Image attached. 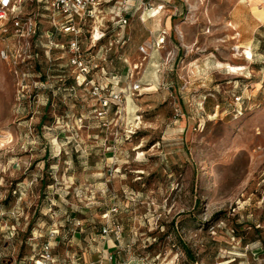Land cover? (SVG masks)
<instances>
[{"label":"rangeland","instance_id":"obj_1","mask_svg":"<svg viewBox=\"0 0 264 264\" xmlns=\"http://www.w3.org/2000/svg\"><path fill=\"white\" fill-rule=\"evenodd\" d=\"M187 1L149 58L153 23L132 18L83 85L72 35L26 3L54 35L30 66L0 52V264H35L48 241L51 264H264V56L230 73L235 0Z\"/></svg>","mask_w":264,"mask_h":264},{"label":"built area","instance_id":"obj_2","mask_svg":"<svg viewBox=\"0 0 264 264\" xmlns=\"http://www.w3.org/2000/svg\"><path fill=\"white\" fill-rule=\"evenodd\" d=\"M157 0H8L4 3L0 0V39L3 47L1 49V57L3 60L16 61L18 55L24 57L22 62L28 66L31 57L39 56L37 47L39 45L37 39L38 20L36 14L25 12L27 2L43 3L48 10L49 20L52 27L56 31H64L72 35L67 42V51L71 54L70 63L78 70L76 82L80 85L88 83L89 76L94 68L93 56L87 57V52L99 41L109 27V22L122 27V32L118 35L122 36L124 29L129 25L132 15L128 12L133 10V6H137L139 18L142 22H146L148 15H158L163 8L164 3L155 4ZM159 38L143 43L139 50L144 54L145 58L152 56V52L156 51L165 41L166 31H163ZM53 31H47V37L51 38ZM90 41V46L85 49L84 42ZM50 44L54 45L53 40ZM58 46V44H56ZM114 43L110 42L104 47V52L112 51ZM48 49L51 47L48 46ZM239 50V47H235ZM253 55L251 57V61ZM142 89L140 80L134 83L133 92ZM114 100L122 98L121 94H114ZM107 99H103V106L109 105ZM51 244L48 241L42 248L41 257L35 260V264H51L54 261V255L51 250Z\"/></svg>","mask_w":264,"mask_h":264},{"label":"crops","instance_id":"obj_3","mask_svg":"<svg viewBox=\"0 0 264 264\" xmlns=\"http://www.w3.org/2000/svg\"><path fill=\"white\" fill-rule=\"evenodd\" d=\"M160 3H164L166 6H170L171 15L166 18V25L164 26L165 29L163 30L170 32L173 28L175 14L182 13L185 9V6H187L189 3L187 0H157L155 4ZM255 7H258L257 11H255ZM181 8L183 9V11H181ZM165 15H167L166 11H163L162 13H159L155 16L148 15V19L146 22L153 23V26L150 28L152 35L149 37L148 41L156 39L157 35L158 37L163 35V32L159 33L158 30L161 29L160 19ZM132 18H134V16H132ZM212 19H214L215 21L217 20L215 16H213ZM226 20L232 26L229 30L230 35L233 36V42L239 44L240 48L244 50L243 53L246 55L248 54V50H250L254 55V58H263L264 54L259 50L262 46H264L262 39L264 32V0H235L227 12ZM214 27L215 28L212 31L213 33L212 35H210V37L212 38L213 44L217 45L219 44L221 35L220 33H217V26L214 25ZM125 29H127V26ZM215 54V49H212L202 55H197L196 53L195 56H191L190 54H187L186 63L190 66L194 65L199 61V59H203L205 56H207L209 62L214 63L218 61L216 60L217 58L215 57ZM251 62L252 61H249L245 57H236L232 62H227L226 65L230 64L237 66H248V64H251ZM59 255H61V253ZM67 256H69V254ZM54 257L59 256L54 254ZM55 259L57 260V258Z\"/></svg>","mask_w":264,"mask_h":264},{"label":"trees","instance_id":"obj_4","mask_svg":"<svg viewBox=\"0 0 264 264\" xmlns=\"http://www.w3.org/2000/svg\"><path fill=\"white\" fill-rule=\"evenodd\" d=\"M38 5L44 11L42 13V15L39 13V16H41L43 18L44 17H48L49 18L48 10L46 9V5L43 4V3H39ZM132 14L134 15V17L138 14L137 6H135V5L133 6V10L128 12V15H132ZM37 20H38L37 39H38V43H39V45L37 47V52L40 54V52H44V49H45L44 38L46 37L45 33H47L48 30L44 33V31L41 29V23H40L41 20L38 18V15H37ZM108 25H109V27L106 30H104L105 31V35L99 41L96 42V44L92 47V49L90 51L87 52V57L88 58H91V56L94 53H96V52L97 53H103V50H104L103 47H104V43L106 41L109 42V43L110 42L114 43L112 51H110L111 54L112 53H117L119 49L120 50L124 49L127 46V42L129 41L128 33H126V31H124L122 36L119 37L118 34L120 32H122V27L119 26V25H115L114 23H110V22H109ZM64 34L70 35L69 33H64ZM68 38L69 37H67L65 39L63 38L62 39L63 41H60V42L64 43V44L62 43V45L66 46V44H67L66 42H67ZM38 66H39V64L36 66V70L37 71H38ZM45 185H46V183H45ZM52 248H51V250H52V253H53L54 251H53ZM41 254L42 253H40L39 256H41ZM53 255H54V253H53ZM192 258H195V257H192ZM36 259H38V258H36ZM54 260H55V257H54Z\"/></svg>","mask_w":264,"mask_h":264},{"label":"bare ground","instance_id":"obj_5","mask_svg":"<svg viewBox=\"0 0 264 264\" xmlns=\"http://www.w3.org/2000/svg\"><path fill=\"white\" fill-rule=\"evenodd\" d=\"M255 9H256L255 11H257L258 10V7H255ZM230 26H231V24H230ZM247 53L248 54H246L245 57L251 59V57L253 55L252 52L250 50H248ZM226 68L229 69V72L230 73H237L238 71L245 69V66H240V65L237 66V65H230L229 64V65L226 66Z\"/></svg>","mask_w":264,"mask_h":264},{"label":"snow or ice","instance_id":"obj_6","mask_svg":"<svg viewBox=\"0 0 264 264\" xmlns=\"http://www.w3.org/2000/svg\"><path fill=\"white\" fill-rule=\"evenodd\" d=\"M3 2H4V3H7V2H8V0H3Z\"/></svg>","mask_w":264,"mask_h":264}]
</instances>
